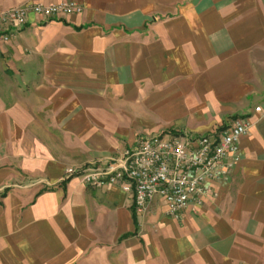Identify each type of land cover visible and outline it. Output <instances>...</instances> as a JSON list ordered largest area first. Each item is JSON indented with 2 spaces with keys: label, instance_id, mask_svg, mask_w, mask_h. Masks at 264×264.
I'll use <instances>...</instances> for the list:
<instances>
[{
  "label": "crops",
  "instance_id": "0c3cea01",
  "mask_svg": "<svg viewBox=\"0 0 264 264\" xmlns=\"http://www.w3.org/2000/svg\"><path fill=\"white\" fill-rule=\"evenodd\" d=\"M74 1L0 41V264H264V0ZM239 117L230 180L181 219L66 174Z\"/></svg>",
  "mask_w": 264,
  "mask_h": 264
},
{
  "label": "built area",
  "instance_id": "2783aa9c",
  "mask_svg": "<svg viewBox=\"0 0 264 264\" xmlns=\"http://www.w3.org/2000/svg\"><path fill=\"white\" fill-rule=\"evenodd\" d=\"M74 1L29 2L0 10V41H9L30 15L50 19L79 13ZM261 107H256L259 111ZM251 126L248 117H239L226 129L207 134H154L143 136L122 158L91 164L83 169L68 168L67 175L81 173L87 185L102 187L120 184L133 195L138 210L156 198L166 204V213L181 219L186 210L198 213L208 195H217L212 181H229L241 160V138ZM168 136L169 139H164Z\"/></svg>",
  "mask_w": 264,
  "mask_h": 264
},
{
  "label": "rangeland",
  "instance_id": "374dc122",
  "mask_svg": "<svg viewBox=\"0 0 264 264\" xmlns=\"http://www.w3.org/2000/svg\"><path fill=\"white\" fill-rule=\"evenodd\" d=\"M164 139L168 140V139H169V137H168V136H165V137H164Z\"/></svg>",
  "mask_w": 264,
  "mask_h": 264
}]
</instances>
